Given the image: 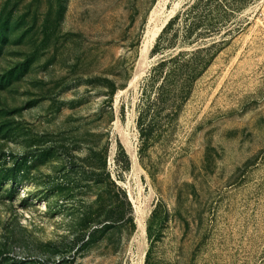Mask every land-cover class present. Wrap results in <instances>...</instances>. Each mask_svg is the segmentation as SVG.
<instances>
[{
    "label": "rangeland",
    "instance_id": "374dc122",
    "mask_svg": "<svg viewBox=\"0 0 264 264\" xmlns=\"http://www.w3.org/2000/svg\"><path fill=\"white\" fill-rule=\"evenodd\" d=\"M186 1L0 0V264H264V0L139 135Z\"/></svg>",
    "mask_w": 264,
    "mask_h": 264
},
{
    "label": "trees",
    "instance_id": "16d2710c",
    "mask_svg": "<svg viewBox=\"0 0 264 264\" xmlns=\"http://www.w3.org/2000/svg\"><path fill=\"white\" fill-rule=\"evenodd\" d=\"M237 10V5L225 0H188L164 23L151 52L162 54L165 48L180 46L157 59L143 80L137 116L142 140L151 129L145 120L152 109L164 105L168 114H174L187 99L226 35L233 31L231 19Z\"/></svg>",
    "mask_w": 264,
    "mask_h": 264
},
{
    "label": "bare ground",
    "instance_id": "6f19581e",
    "mask_svg": "<svg viewBox=\"0 0 264 264\" xmlns=\"http://www.w3.org/2000/svg\"><path fill=\"white\" fill-rule=\"evenodd\" d=\"M161 24V23H160ZM153 26V25H152ZM159 30V28H151L148 33H147V39L146 41L144 42V47H146L147 43L155 36L156 32ZM158 34V33H157ZM143 48V47H142ZM146 49V48H145Z\"/></svg>",
    "mask_w": 264,
    "mask_h": 264
},
{
    "label": "water",
    "instance_id": "95a60500",
    "mask_svg": "<svg viewBox=\"0 0 264 264\" xmlns=\"http://www.w3.org/2000/svg\"><path fill=\"white\" fill-rule=\"evenodd\" d=\"M163 25H164V24H163ZM163 25H162V26H163ZM161 28H162V27H161Z\"/></svg>",
    "mask_w": 264,
    "mask_h": 264
}]
</instances>
